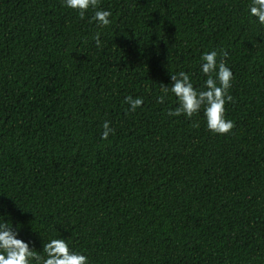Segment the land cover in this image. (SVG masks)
Returning <instances> with one entry per match:
<instances>
[{
    "label": "trees",
    "instance_id": "16d2710c",
    "mask_svg": "<svg viewBox=\"0 0 264 264\" xmlns=\"http://www.w3.org/2000/svg\"><path fill=\"white\" fill-rule=\"evenodd\" d=\"M250 3L100 0L81 19L64 0H0V223L41 256L64 239L89 264H264V25ZM212 51L233 73L228 135L203 107L169 116L178 99L161 91L180 71L205 90Z\"/></svg>",
    "mask_w": 264,
    "mask_h": 264
},
{
    "label": "clouds",
    "instance_id": "9594fccd",
    "mask_svg": "<svg viewBox=\"0 0 264 264\" xmlns=\"http://www.w3.org/2000/svg\"><path fill=\"white\" fill-rule=\"evenodd\" d=\"M100 0H64L65 6L78 12L83 19L89 9H96ZM249 11L252 17L257 18L261 25H264V0H251ZM112 13L110 11H95L92 19L100 28H107L111 24ZM96 46L100 47V34L94 36ZM218 55L221 59L218 61ZM227 52L217 51L206 52L201 57L202 73L207 77L204 89L197 91L190 76L184 71L178 74H171L173 82L169 88L161 85V91L167 95L169 91L178 99V107L169 110V116L184 115L191 119L198 115L201 108H204V115L207 121V128L210 132L220 135H228L235 125L231 120L225 118V105L234 102L233 96L229 94L232 87L233 73L224 62ZM165 96L158 97V103L163 104ZM125 103L130 106V111L135 112L144 103L142 98L128 96ZM194 127H199L196 123ZM102 140H108L114 129L109 122L103 125ZM18 232L12 230L10 223H0V264H89L88 257L84 254L72 251L64 239H52L44 244V253L41 256L37 251L31 250L29 244L17 238Z\"/></svg>",
    "mask_w": 264,
    "mask_h": 264
}]
</instances>
